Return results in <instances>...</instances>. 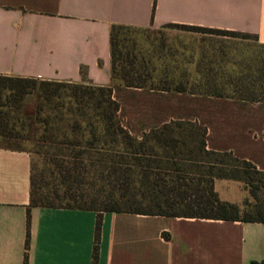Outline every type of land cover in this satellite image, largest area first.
Segmentation results:
<instances>
[{"label": "crops", "instance_id": "crops-1", "mask_svg": "<svg viewBox=\"0 0 264 264\" xmlns=\"http://www.w3.org/2000/svg\"><path fill=\"white\" fill-rule=\"evenodd\" d=\"M113 24L219 28L264 43V0H0V74L108 85ZM113 96L134 136L194 121L207 129V149L232 151L264 171L263 101L121 84ZM32 160L29 149L0 143V264L264 261V222L113 211L100 212L94 259L99 212L32 206Z\"/></svg>", "mask_w": 264, "mask_h": 264}, {"label": "trees", "instance_id": "trees-1", "mask_svg": "<svg viewBox=\"0 0 264 264\" xmlns=\"http://www.w3.org/2000/svg\"><path fill=\"white\" fill-rule=\"evenodd\" d=\"M173 25L197 28L195 25ZM130 28L140 27L125 24L111 26V81L108 85H96L90 81L68 82L0 74V135H6L4 131L10 108L19 106L26 95L32 92H37L39 100H42L41 103L49 102L52 97L62 102V98L68 97L72 105L68 104L67 112L73 111L72 109L79 111L72 120L69 121V116L67 117L66 128L49 126L50 122L44 120L48 126L44 130L42 139L44 142L53 143V147L57 150L56 155L60 156L56 160L60 161L57 171L61 175L59 183L62 186L55 187L50 192L64 197L67 202L54 203L48 194L41 193L40 189L47 187L37 184L32 160L31 205L88 208L98 211L94 259L98 257L101 211L264 222V212L261 208L244 211L241 214L238 204L219 197L214 183L216 178H225L242 180L254 185L252 171L259 175H264V171L259 170L251 161L236 156L232 151L207 149V129L194 121L171 120L143 132L141 137L134 136L123 125L118 115L120 103L113 96L114 86L121 84L175 92H201L264 102V80L258 82L259 77L248 82L239 78L242 83L236 81L232 84V80H229L227 86L221 81H216L214 65L217 54L212 52L208 60L210 66L204 70L205 73L201 75L200 80L189 79L190 73L184 70L181 76L178 75V80L174 84H167L168 78L162 83H148L155 67H149L147 60L138 57L133 42L118 34L120 30ZM222 31L233 36L237 33L251 35L234 30ZM252 35L257 38L255 34ZM212 50L216 51V49ZM88 105L92 109L91 112L83 109ZM41 109L42 104L39 105L38 111ZM63 116H56L58 122H64ZM181 162H186L193 168L197 167L195 173L206 174L209 177L199 176L194 180V177L188 176L187 173L190 172L183 169ZM203 165L208 167L203 170ZM90 171L95 173L102 184L101 188L94 190L93 184L87 186L85 172ZM161 172L163 174H160ZM153 173H155L154 177H152ZM135 175L140 187H136ZM110 183L111 189L106 193L108 202L100 207L97 205L100 191L104 184L110 185ZM147 186L148 193L141 188ZM255 186L258 187L257 184ZM134 188L141 192L134 193ZM115 189H121L120 195L126 196L130 201L136 199V196L141 198L149 196L154 206L151 209L142 206L122 207L112 191ZM88 197L91 200H88ZM179 207L183 209L179 210ZM260 264H264V261Z\"/></svg>", "mask_w": 264, "mask_h": 264}, {"label": "rangeland", "instance_id": "rangeland-1", "mask_svg": "<svg viewBox=\"0 0 264 264\" xmlns=\"http://www.w3.org/2000/svg\"><path fill=\"white\" fill-rule=\"evenodd\" d=\"M199 27L192 28L167 24L162 27L123 29L118 34L120 37H126L130 40L129 42H133L138 57L147 60L149 67H155L148 83H162L165 78H168L167 84H174L178 80V75L181 76L184 70L190 73L188 74L189 79L200 80L201 75L205 73L204 70L210 66L208 60L212 52L217 54L216 64L214 65L216 81H221L227 86L229 80H232L231 83L233 84L236 81L242 83V80H240L242 78L249 82L251 79L260 77L259 81H256L261 82L262 80L263 82L264 43H261L252 33H250V36L239 33L233 36L224 33L225 31H222L224 29L215 28L210 30V27ZM212 49H216V51ZM187 85L189 86V83ZM225 89L228 90L229 88ZM58 100V98L52 97L49 102L41 103L42 100H39L37 92L27 94L19 106L10 108L6 120L7 126L4 131L6 135H0V143L29 149L32 153L37 184L41 187H47L46 189H40L41 193L48 194L54 203H65L67 199L50 192L55 187L62 186L59 183L61 175L57 171L60 167V161L56 160L60 156L56 155L55 151L57 150L53 147V143L44 142L42 139L44 130L48 126L44 120L47 119L50 122L49 126L57 125L66 128L68 120L70 121L77 116L79 111L72 109L73 111L67 112L68 104L72 105L68 97L62 98V102ZM40 104H42V109L38 111ZM74 107L77 106L74 105ZM83 109L88 110V112L92 110L89 105L83 107ZM58 115H64V122H58L56 117ZM60 148L63 149V147ZM63 150L65 151V149ZM181 163L183 169L190 172L187 173L186 171L184 173H187L189 177H194V180H197L199 176L209 177L206 174L195 173L197 167L193 168L187 165L186 162ZM203 166V170L208 167L207 165ZM92 171L85 172L88 180L87 186L93 184L94 190H97L101 188L102 184ZM160 174H163V172ZM154 175L155 173L152 177ZM251 176L254 179V185L233 179H220L216 184L219 197L222 200H230L238 204L241 214L244 211H255L257 208H261L264 212V175L252 171ZM136 177L137 175L134 176L135 183H137L136 187H140ZM217 179L214 180V183ZM256 184L258 187L255 186ZM111 185V183L110 185L104 184V187H102L98 196V206L102 207L108 202L106 193L110 191ZM141 188L147 190V193L149 192L148 186ZM112 191H114V196L122 207L142 206L151 209L154 206L149 196L145 198L136 196V199L130 201L126 196L120 195L121 189ZM253 191L256 192L253 193ZM133 192L139 193L141 190L134 188ZM87 199L91 200L89 197ZM178 209L182 210L183 208L179 207Z\"/></svg>", "mask_w": 264, "mask_h": 264}]
</instances>
